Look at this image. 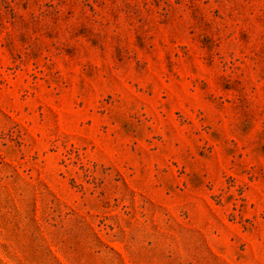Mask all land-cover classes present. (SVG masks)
Returning <instances> with one entry per match:
<instances>
[{
    "label": "rangeland",
    "instance_id": "obj_1",
    "mask_svg": "<svg viewBox=\"0 0 264 264\" xmlns=\"http://www.w3.org/2000/svg\"><path fill=\"white\" fill-rule=\"evenodd\" d=\"M0 264H264V0H0Z\"/></svg>",
    "mask_w": 264,
    "mask_h": 264
}]
</instances>
